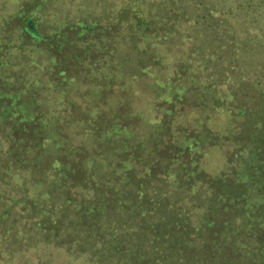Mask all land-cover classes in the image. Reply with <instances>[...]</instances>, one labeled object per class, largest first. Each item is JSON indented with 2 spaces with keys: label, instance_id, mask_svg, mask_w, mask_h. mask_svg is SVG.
<instances>
[{
  "label": "rangeland",
  "instance_id": "rangeland-1",
  "mask_svg": "<svg viewBox=\"0 0 264 264\" xmlns=\"http://www.w3.org/2000/svg\"><path fill=\"white\" fill-rule=\"evenodd\" d=\"M154 1L140 0L139 3L143 2L145 11H149ZM195 1L200 0L186 1L188 6L184 8V19L179 18L176 22L167 20L170 28L167 36L158 29V33L144 38L136 37L137 47L132 44L135 33L129 30L127 22V18L133 15L132 0L41 1L43 6L39 10L36 8L32 14L39 17V27L47 33L55 34L58 29L73 24L75 19L88 17L92 20L99 18L100 25L116 26L79 34L69 30L65 37L53 38L51 42H60L61 39L66 42L61 47L63 60L68 63L69 73L75 77L52 81L51 71L56 72L53 68L57 66L54 64L56 59L45 50V42L42 43L44 47L36 49L32 37H23L18 16L21 10L33 6L35 1L0 0V62L9 61L5 65L0 63V78L11 73L16 74L12 80L19 81V77L27 75L33 66L36 70L35 59L41 62V70L52 62L51 71L48 69L45 72H49L48 76H30L32 79L43 77L45 83L51 80L45 90L36 91L39 82L35 87L31 85V80L27 84L31 92L45 96L41 107L39 102L36 106L49 112L51 122L60 118L65 123V120L73 122L82 119L88 120L86 123L89 126L90 122L95 121L103 130L116 123L119 128L124 124L130 125L126 135H121L128 143L119 149L123 151L127 148L129 152L126 170L122 174L132 167L135 175L141 178L147 160L160 159L166 174L160 178H165L172 188L182 184L183 191L179 197L189 206L182 210L183 216H191L189 221L194 226L204 219L208 193L216 192V189L209 188L207 181L228 175L231 182L223 187L226 194L235 190L237 196L243 199L234 201L236 206L226 209L229 214L225 218L227 224L223 225V233L220 226L215 227L222 235L224 255L230 262L227 264H264V242L260 237V234L264 237V139H258L255 135L260 120L257 109L261 102L256 99L250 104L244 99L248 106H253L248 114L241 112L234 101L231 105L232 87L228 74L241 68L230 64L232 61L229 57L233 50L219 51L216 44L220 43L223 34L235 33V29L238 35H242V28L238 21L229 20V16L226 20L211 24L207 10L209 5L239 4L234 0H205V4L195 5ZM156 11L162 13L164 10L161 7L153 13ZM220 14L219 11L212 13L213 16ZM198 16L202 20L200 26L195 24ZM157 26L160 27V24ZM234 40L239 41L237 37ZM21 45H25L23 50L18 48ZM237 47L242 46L239 43ZM112 50L115 53L111 54ZM143 52L145 58H153L144 72H137V75L134 69L121 67V64H131V58L134 68H137V60L143 56ZM234 52L240 51L236 49ZM24 60H29L30 64H23ZM257 67L254 65L252 69ZM216 70L226 76H213ZM257 74L255 70L249 71L246 79L251 80L250 76H253L257 80ZM60 82L64 84L60 85ZM19 94L23 99L29 97L26 90ZM96 123L92 122V126ZM72 131L76 143L83 142L88 147L93 144L95 139L90 135H77L76 131ZM106 139L105 135H100L101 143L96 140V144L102 146V154L114 153L115 166L121 162L120 151H109ZM189 143L192 149L188 147ZM138 150L142 159L137 155ZM164 150L165 156L162 157ZM168 155L178 158L175 159L176 165L168 164ZM194 158L201 164V175L191 173L196 167ZM100 160L102 168L107 171L105 156H101ZM161 180L152 179L151 189L158 185L167 189V183ZM76 255L54 245H42L12 254L2 253L0 264H92L85 255Z\"/></svg>",
  "mask_w": 264,
  "mask_h": 264
},
{
  "label": "trees",
  "instance_id": "trees-1",
  "mask_svg": "<svg viewBox=\"0 0 264 264\" xmlns=\"http://www.w3.org/2000/svg\"><path fill=\"white\" fill-rule=\"evenodd\" d=\"M34 1L33 6L26 7L18 15L23 37H32L36 49L44 47L42 43L45 42V50L51 54L50 57L56 59L54 64L57 66L53 67L56 69L54 73L50 70L52 62H48L41 70V62L35 59L36 70L34 71L33 66L27 75L20 76L21 82L12 80L16 78V74L11 73L0 78V254L54 245L71 255H85L92 264L230 263L224 255L221 232L224 230L223 225L227 224L225 218L229 213H226V209L236 206L234 201L243 197L237 196L235 190L226 194L223 187L231 182L228 175L209 178V188L216 189V192L213 190L208 193L204 219L201 224L194 226L189 221L191 216H183L182 210L189 206L179 197L183 191L182 184L172 188L165 178H160L161 175H166L160 159L147 160L141 178L135 175L132 167L122 174L126 170L125 162H128L126 157L129 152L127 148L123 151L119 149L128 143L121 135H126L130 125L124 124L119 128L116 123L103 130L95 121L92 122L96 124L92 126L90 122L88 126V120H65L69 126L63 118L51 122L49 112L39 109L45 96L28 89L30 80L34 87L39 82L36 91L40 92L52 81L75 77L69 73L68 63L63 60L61 47L66 42L63 39L51 42L53 38L65 37L69 30H75V34H79L99 29L108 30L116 26L100 25L99 18L92 20L88 17L75 19L73 24L58 29L55 34L47 33L39 27V17L32 14L36 8L39 10L43 6L41 1L45 0ZM139 1L132 0L133 15L127 18L129 30L135 33L132 40L134 47L138 46L136 37L144 38L151 33H158V29L167 36L170 33L169 22L184 19V8L188 6V0H155L148 8L150 10L145 11L143 2ZM234 2L239 5L229 2L223 6L209 5L208 15L211 24L226 20L229 16V20L238 21L242 28V35H238L236 29L235 33L223 34L216 49H227V52L233 50L229 57L230 62L232 61L230 64L241 68L238 72L228 74L232 87L231 105L234 101L241 112L248 114L253 106H248L246 101L251 104V101L260 100L261 106L257 109L260 120L257 122L255 135L258 139H264V88L260 87L264 86V0ZM205 3V0H200L193 4ZM161 7L164 10L162 13H153ZM214 11L221 14L213 16ZM225 14L228 15L224 16ZM200 17L195 20L196 26L202 23ZM252 27L255 29L252 30ZM141 30L143 33H140ZM235 37L240 42L235 41ZM239 43L241 48L237 47ZM24 47L25 45L18 46L20 50ZM236 49L240 52H234ZM113 53L115 52L112 50L111 54ZM152 60L153 58H145L143 52V56L137 60V68H134V60L131 58V64H121V67L134 69L138 75L137 72H144ZM8 62L6 60L0 63L5 65ZM22 63L30 64L29 60ZM254 65L258 67L252 69ZM48 69L51 71L52 81L45 83L46 79L43 80V77H30L48 76L49 72L45 74ZM253 70L259 73L258 79L253 76H250L252 81L246 79L248 72ZM212 75L226 76L217 70ZM231 77L234 78L231 80ZM248 87L251 88L248 90ZM23 90L29 96L26 99L19 94ZM38 102L39 105L36 106ZM72 130L77 135H90L95 139L93 144L88 147L83 142L76 143ZM100 135L107 137L105 142L109 145V151H120L119 164L113 166V152L102 154V146L96 144V140L101 143ZM119 136L122 139H117ZM188 147L192 149L190 143ZM137 152L141 158L140 151ZM164 152L165 150L161 153L162 157L165 156ZM101 156H105L108 162L107 171L102 168ZM167 157L168 164L176 165L177 157ZM195 162L196 167L191 173L201 175V164L197 159ZM116 179L119 181L115 182ZM152 179H162L164 184L167 183V189L160 185L151 189ZM243 196L245 197L244 194ZM219 199L220 202H217ZM200 208L203 209L202 206ZM216 226L221 227V232L215 229ZM260 237L264 242L263 235L260 234ZM217 243L219 246L215 247Z\"/></svg>",
  "mask_w": 264,
  "mask_h": 264
}]
</instances>
